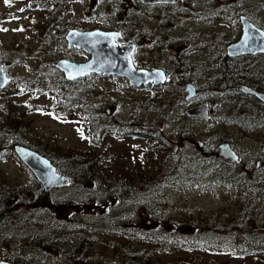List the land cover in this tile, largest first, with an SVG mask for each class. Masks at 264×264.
I'll return each instance as SVG.
<instances>
[{
    "label": "rangeland",
    "instance_id": "1",
    "mask_svg": "<svg viewBox=\"0 0 264 264\" xmlns=\"http://www.w3.org/2000/svg\"><path fill=\"white\" fill-rule=\"evenodd\" d=\"M33 2L0 0V29H7L0 30V64L11 78L0 89V119L19 118V137L42 154L71 149L95 161L91 172L63 193L73 201L53 203V193L37 199L30 196L31 205L21 207L29 220L15 228L16 235L26 241L20 245L14 237L12 248L0 247V259L18 264H66L56 249H43L30 236L41 225L33 213L45 212L59 223L58 246L67 244L69 236L80 235L93 258H100L97 264H120L115 255L118 246L141 253L135 260L144 258L151 264H264L260 244L205 242L189 228L183 230L188 235L173 236L172 228L161 224L163 218L183 222L198 217L195 210L205 215L235 211L230 200L234 189H227L223 182H210L213 169L238 173L241 180L264 179V171L255 169L258 161H264V104L239 92L235 87L239 82L224 74L228 63L248 83H264V53L234 58L225 55L226 46L242 33L241 14L264 29V0H184L173 5L63 0L57 11L48 7L52 0L45 1L46 8L40 4L33 7ZM111 5L128 9L119 13L126 18L121 27L125 41L136 45L132 54L135 67L163 69L168 77L164 84L133 86L125 77L102 74L69 81L56 67L62 58L85 62L90 57L79 48H67L64 36L70 27H120L117 17L108 11ZM58 13L61 19L56 23ZM182 74L190 79L180 80ZM188 82L196 87V95L190 99H186L184 88ZM86 103L100 107L97 115L102 121H135L156 132L126 136L110 132L92 143L81 132L77 120L81 116L67 115L71 108ZM203 103L209 106L208 119L185 114L187 108ZM159 133L165 140L157 139ZM224 141L240 154L239 164L219 159L217 146ZM4 144L5 138L0 141V151ZM121 179L135 187V194L126 189L122 199L136 195V208L116 221L109 220L111 228L122 227V231H90L86 223L98 214L106 215L109 205H117L114 189ZM35 180L24 164L0 154V184L25 186L34 195L38 194ZM146 194L145 200L138 199ZM256 206L264 210V198ZM47 222L54 227L53 222ZM72 224L82 227L71 228ZM80 243L83 245L82 239ZM12 252L26 256L15 261Z\"/></svg>",
    "mask_w": 264,
    "mask_h": 264
},
{
    "label": "trees",
    "instance_id": "2",
    "mask_svg": "<svg viewBox=\"0 0 264 264\" xmlns=\"http://www.w3.org/2000/svg\"><path fill=\"white\" fill-rule=\"evenodd\" d=\"M184 63L187 64V61ZM225 65V78L230 79L234 83L245 81L244 75H239L236 72L234 65H230L228 63H225ZM179 76V79L183 81L190 79L187 74ZM254 85L257 89L261 88V85L257 82H255ZM86 105L87 106L71 108V110L67 111V115H75L76 113L81 116V118L77 119L81 132L92 143L98 141V136L104 137L110 132H113L117 136L140 133L147 135V132H156L153 128L149 130L144 129L143 126L135 123V121L128 122L119 119H112L108 122L102 121V119L97 115L100 111V107L98 108L97 105L91 103H86ZM255 116H257V114H255ZM261 117H263L262 122H264V114H262ZM19 121V118L9 116L5 119H0V141L5 138V144L1 148L2 151H0V154L8 155L9 157L17 160L19 163H22L14 151V145L22 144L29 147L31 146L25 143V141L18 135L20 130L18 126ZM156 137L160 141H162V138L165 140L164 135H160V133L156 135ZM45 156H47L61 172H64L70 177L72 181L71 185L75 184V180L84 177L85 174L91 172L92 162L95 161L94 158L89 157L90 155L86 153H79L71 149H68L65 152L57 151V154L52 153ZM222 165L228 166V164L224 163H222ZM213 170V177H210V182H223L227 189H234L233 196L230 200H232L236 206L235 211L233 210L230 213L229 210H218L209 215H205L203 212L195 210V212H198V217H190L183 222L171 221V219L163 218L161 224L163 223L165 228H172L171 234L173 236H186L188 234L183 232V230H187L189 228L191 231H194L196 236L205 242L219 243L228 246H241L254 243L260 244L264 247V210L261 207L256 206L258 200L264 198V179L255 180L248 178L241 180L238 173L226 174L218 171L216 172L215 169ZM34 182L37 187L36 192L38 193H34V195H30L25 186H14L7 182L0 184V247H8L9 249L12 248L9 246L13 245L12 240L17 236L15 228H17L18 223L29 220L24 217L25 214L21 211V207L31 205L32 202L29 201V199H31L30 196L37 199L39 197L38 195L42 196L47 193H53V203L66 204L73 201L72 198L63 194L67 187L52 189L46 192L43 190L38 181L35 180ZM116 186L114 192L115 196L118 195L116 196L118 200L117 205H109V211L107 210L108 212H105L107 213L106 215L98 214L95 220L86 223V227L90 231L98 230L107 233L120 232L122 231V227L119 228L115 226L114 228H111L109 220L116 221L124 214L132 212L136 208V205H134L137 203V199L134 197L136 195H131L129 199L126 200L122 199V195L126 192V189L129 190L127 193L135 194V187L132 182H126L125 179H121ZM147 197L148 195L146 194L138 199L143 198L145 200ZM77 201L83 200L77 199ZM44 213L45 212H41L39 214L33 213V216L35 215L37 217V220L41 225H37V228H35L33 233L30 235L36 239L38 243H40L43 249L45 247H52L51 249L53 250L56 249L63 262L69 260L74 261L79 257H84L85 254L90 251L86 248L88 247V244L84 241V237L81 238L83 245H81L82 243L80 245L71 243V237L78 239L80 235H71V237L69 236L67 239V244L64 243L58 246L56 240L58 241L60 237L58 236L57 232L59 230L56 225L59 223L57 220L46 217ZM49 220L53 222L51 225L54 227L47 226V224H49L47 221ZM73 225L82 227L81 224H72L71 228ZM10 228H14V230L9 233ZM17 238L20 241V245L26 241L20 234H18ZM64 238L65 237H63V239ZM77 241L78 240H76V242ZM22 253L12 252L13 259L15 261L19 259L24 260L26 255ZM140 254L141 253L132 251L130 248L118 246L115 249L116 261L120 264H151L150 261H147L144 258L135 260V258ZM97 260L99 261L100 258H97Z\"/></svg>",
    "mask_w": 264,
    "mask_h": 264
},
{
    "label": "water",
    "instance_id": "3",
    "mask_svg": "<svg viewBox=\"0 0 264 264\" xmlns=\"http://www.w3.org/2000/svg\"><path fill=\"white\" fill-rule=\"evenodd\" d=\"M148 4H182L184 0H140ZM113 9V8H111ZM242 33L240 38L226 47L229 57L246 54L255 55L264 53V30L240 16ZM68 47H76L87 54L89 59L85 62H75L69 59H59L56 67L64 73L65 79L73 81L91 74L120 76L128 79L133 86L144 84L161 85L167 81V74L161 68H136L132 59L135 50L133 43L118 44L116 38H121L119 31L101 29L78 30L70 29L66 35ZM11 81L10 76L0 64V89H4ZM186 99L195 96L196 88L192 83H185ZM239 90L244 94L253 95L264 103V92L246 84H239ZM189 117L209 118L208 105L203 103L189 107L185 110ZM218 157L225 163L241 162L240 154L232 147L231 143L224 141L217 146ZM14 151L20 161L29 169L44 191L69 187L70 177L61 172L50 159L39 151L22 144H15ZM256 168L264 170V161H258ZM0 264H18L9 260L0 259Z\"/></svg>",
    "mask_w": 264,
    "mask_h": 264
},
{
    "label": "flooded vegetation",
    "instance_id": "4",
    "mask_svg": "<svg viewBox=\"0 0 264 264\" xmlns=\"http://www.w3.org/2000/svg\"><path fill=\"white\" fill-rule=\"evenodd\" d=\"M46 0H42V1H37V0H34V2H33V4H34V6L33 7H39V4H40V6L42 7V8H46L47 7V4H46V2H45ZM61 1H63V0H52V3L51 4H49L48 5V7H49V9L50 10H53V11H57V9H58V6H57V4L58 3H60ZM128 0H124V2H127ZM141 4H143V5H153V4H148V3H146V2H143V1H140V0H138ZM32 4V5H33ZM31 5V6H32ZM164 5H173V4H164ZM57 6V7H56ZM111 8H113V9H111ZM127 11L128 9L125 7V8H119V7H115L114 5H111V6H108V11H109V13H110V15L113 17V18H115V17H117V20H118V22H119V28H117V29H101V30H107V31H111V30H114V31H119V32H121V35H122V37L121 38H116V42L118 43V44H124V43H134V41H132V42H126L125 41V38H124V30H123V28H121V27H123L124 25H125V15L124 16H122V15H120V13H119V11ZM241 15H244V14H241ZM240 15V16H241ZM240 16H239V19H240ZM248 20H250L251 22H253L250 18H248L246 15H244ZM61 19V14L60 13H58V18L56 19V23H58L59 22V20ZM254 23V22H253ZM240 24H241V22H240ZM255 24V23H254ZM256 26H258V27H260L259 25H257V24H255ZM74 27H70L69 29H68V31L70 30V29H73ZM260 28H262V27H260ZM74 29H78V30H88V29H80V28H78V27H75ZM96 29V28H95ZM263 29V28H262ZM92 30V29H91ZM264 30V29H263ZM67 31V32H68ZM241 36V35H240ZM64 38L66 39V37L64 36ZM237 41V40H236ZM235 42V41H234ZM135 44V43H134ZM66 45H67V41H66ZM136 46V45H135ZM227 47V46H226ZM67 48H71V47H68V45H67ZM257 54H259V53H257ZM227 55V54H226ZM243 56V55H242ZM227 57H229V56H227ZM237 57H240V56H237ZM230 58H234V57H230ZM2 65V64H1ZM3 69H4V67H3ZM239 84H246V85H249V86H251V87H253V88H255V89H257L256 88V86L254 85V83L252 82V83H248L247 81H243V82H239V83H237L236 84V88H237V90L239 91V92H241L240 90H239V88H238V85ZM260 85H261V88L260 89H257V90H260V91H263L264 92V83L263 82H261V83H259ZM195 86V85H194ZM234 86V85H233ZM232 86V87H233ZM196 88V87H195ZM242 93V92H241ZM242 94H244V93H242ZM196 95V94H195ZM244 95H248V96H252V97H254L253 95H249V94H244ZM254 98H256V97H254ZM258 100V99H257ZM260 101V100H259ZM261 102V101H260ZM263 103V102H262ZM264 104V103H263ZM208 113H209V106H208ZM209 117H210V113H209ZM218 154V153H217ZM241 157V156H240ZM255 169L256 170H261V171H264V170H262L261 168H256V166H255ZM71 243L72 244H77L78 243V241L76 242V240H81V238L80 237H78V239L77 238H75V237H71ZM81 244V243H80ZM95 258H93V256L91 255V253H90V251L88 252V253H86L85 254V256L83 257H79L78 259H75L74 261H71V260H69V261H66L65 263L66 264H81V263H83V264H97L98 263V260L96 259L95 261ZM78 262H81V263H78Z\"/></svg>",
    "mask_w": 264,
    "mask_h": 264
},
{
    "label": "snow or ice",
    "instance_id": "5",
    "mask_svg": "<svg viewBox=\"0 0 264 264\" xmlns=\"http://www.w3.org/2000/svg\"><path fill=\"white\" fill-rule=\"evenodd\" d=\"M6 3H9L10 0H5ZM21 11H23V9H21ZM0 30H3V31H7V29H0ZM17 31H22L23 29H16Z\"/></svg>",
    "mask_w": 264,
    "mask_h": 264
}]
</instances>
